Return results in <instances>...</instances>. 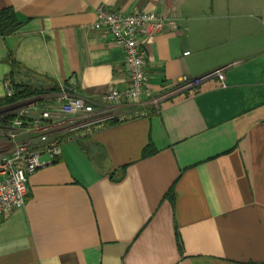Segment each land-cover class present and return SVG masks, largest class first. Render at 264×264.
Segmentation results:
<instances>
[{"label":"crops","instance_id":"0c3cea01","mask_svg":"<svg viewBox=\"0 0 264 264\" xmlns=\"http://www.w3.org/2000/svg\"><path fill=\"white\" fill-rule=\"evenodd\" d=\"M258 2L0 0L23 22L0 33V99L12 72L45 90L0 115L41 119L61 142L60 155L43 154L46 163L29 176L25 205L3 214L0 264H264ZM99 6L169 18L147 40V91L137 100H104L111 88H127L129 72L122 47L94 27ZM224 66L226 85L214 76L178 89L183 76ZM64 92L117 121L71 128ZM148 144L155 152L143 157Z\"/></svg>","mask_w":264,"mask_h":264},{"label":"built area","instance_id":"2783aa9c","mask_svg":"<svg viewBox=\"0 0 264 264\" xmlns=\"http://www.w3.org/2000/svg\"><path fill=\"white\" fill-rule=\"evenodd\" d=\"M170 23L169 18L157 11L141 10L133 13L99 6L96 9L94 27L107 30L122 47L125 65L129 72L126 89L111 88L104 96L107 102L122 99L137 100L147 91L146 58L147 40L162 32ZM217 68L203 76H183L178 89L198 86L204 80L218 77L223 85L226 80V69ZM7 96L13 95L10 78L5 80ZM63 101L61 111L76 116L71 128L78 129L90 125H105L114 117V112L104 107H96L82 95L70 96L65 92L60 97ZM50 117L49 111L42 113ZM31 130L37 131V137L28 138ZM0 220L16 208L25 205L28 194L29 176L35 173L46 162L43 154L55 158L61 153V142L49 132L41 119L27 120L17 116L7 125H0Z\"/></svg>","mask_w":264,"mask_h":264},{"label":"trees","instance_id":"16d2710c","mask_svg":"<svg viewBox=\"0 0 264 264\" xmlns=\"http://www.w3.org/2000/svg\"><path fill=\"white\" fill-rule=\"evenodd\" d=\"M23 24L22 21L19 20L15 9L12 6L4 7L0 9V33L2 35H8L14 31H16L21 25ZM12 66L14 68H18L16 66V62L13 59ZM14 72H12L10 80L13 87V95L12 96H6L3 99H0V107L15 103L18 101L25 100L29 97H33L36 95H39L43 93L45 90L39 89L35 86H32L28 82L25 81H16L13 77ZM18 114L12 112V113H6L3 115H0V125H7L12 120H14ZM117 119H111L109 122H116ZM155 152V149L152 147V144H148L144 151H143V157L149 156ZM174 193H169V197L171 199H174Z\"/></svg>","mask_w":264,"mask_h":264},{"label":"rangeland","instance_id":"374dc122","mask_svg":"<svg viewBox=\"0 0 264 264\" xmlns=\"http://www.w3.org/2000/svg\"><path fill=\"white\" fill-rule=\"evenodd\" d=\"M204 1H206V2H208V3L210 4V1H211V0H204ZM249 1H250L251 3H258V4H260L258 1H261V2H262V0H249ZM209 4H208V5H209ZM253 7L256 8L255 4L252 5V8H253Z\"/></svg>","mask_w":264,"mask_h":264}]
</instances>
